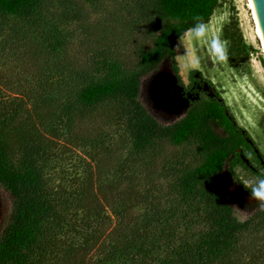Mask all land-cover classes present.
<instances>
[{"label":"trees","instance_id":"obj_1","mask_svg":"<svg viewBox=\"0 0 264 264\" xmlns=\"http://www.w3.org/2000/svg\"><path fill=\"white\" fill-rule=\"evenodd\" d=\"M136 1L142 3L145 16L160 26L155 46L142 52L144 66L136 73L102 81L87 71H62V76L72 80L51 83L59 91L57 96L50 93L41 105L34 103L33 107L38 109L47 100L57 103L59 112L51 116H57L58 123L66 129H75L78 115L86 114L84 107L106 98L119 100L124 104V124L139 150L158 139L182 144L201 137V147L206 152L203 162L193 167L185 160H176L170 185L182 206L180 213L188 221L191 218V225L204 223L206 229L194 236H181L183 222L175 224L159 208L143 216L135 215L134 206L153 197L152 192L128 186L112 200L114 197L104 193L95 174L72 189L52 190L43 165L48 156L46 137L42 127L32 120L19 125V110L25 108L27 100L21 99L23 105L19 104V83L6 71L0 76V186L6 191L8 210L0 229V264H250L239 252L240 236L254 217L264 214V208L258 204L243 219L224 185V172L229 171L246 188L236 174L237 167L254 175L264 174L261 161L258 160L259 168L251 166L253 160L249 163L243 157L246 149L254 152L248 136L237 132L240 127L220 96L201 97L199 105L170 119L155 113L143 97L145 78L159 71L165 61L179 85L184 86L175 44L193 27L195 17L208 23L222 0ZM38 7L39 0H0V11L7 15L31 17ZM13 34L19 36V31L13 29ZM223 37L229 42L231 62L250 59L253 47L245 41L238 17L231 16L224 25ZM260 60L264 64V57ZM117 66L112 64L113 68ZM196 74L201 75V71L193 69L190 73L191 86L198 80ZM46 112L51 114L50 109ZM56 128L60 127H53ZM114 183L117 182L111 186ZM107 207L119 218L112 229L107 226ZM69 226L77 228L78 240L62 239Z\"/></svg>","mask_w":264,"mask_h":264},{"label":"rangeland","instance_id":"obj_2","mask_svg":"<svg viewBox=\"0 0 264 264\" xmlns=\"http://www.w3.org/2000/svg\"><path fill=\"white\" fill-rule=\"evenodd\" d=\"M143 9L136 0H39V7L31 17L0 11V76L10 71L9 77L19 83V104L23 105L21 99L27 100L25 108L19 110V125L32 120L42 127L48 150L44 173L52 190L72 189L92 174L98 176L102 190L114 197L112 200L128 186L139 192L150 190L153 197L135 205L133 213L143 216L144 212L152 213L159 208L175 224L183 222L181 236H194L206 229V224L191 225V218L188 221L180 213L182 206L170 183L174 181L172 164L176 160H185L193 167L203 162L206 152L202 150L201 137L182 144H174L168 138L158 139L139 150L124 124V104L119 100L106 98L84 107L86 114L78 115L75 129L72 126L66 129L63 123H58L57 116H51L59 112L57 103L47 100L46 105L33 107L34 103L41 105V100L48 99L50 93L57 96L59 91L51 83L72 80L62 76V71H87L100 81L139 71L144 66L142 52L155 46L160 31V26L146 17ZM233 15L238 17L245 41L253 47L247 62H231L228 51L227 59L220 61L210 55L205 44L188 37L179 45L178 39L174 48L184 86L178 84L165 61L159 71L145 78L143 97L155 113L170 119L199 105L201 97L220 96L240 127L237 132L248 136L254 149V152L246 149L244 159L249 163L253 160L251 166L261 168L258 160L264 164V64L246 1L222 0L206 24L212 35L227 41L228 50L223 27ZM13 29L19 31V36L13 34ZM197 59L199 64L194 68L192 62ZM112 64L118 66L113 68ZM193 69L201 71V75H195L198 80L191 86ZM54 126L60 127L59 130H54ZM236 174L245 183L258 178L242 167L236 168ZM113 182L117 183L111 186ZM224 185L228 197L237 204L240 217H249L259 203L229 171L224 172ZM4 190L0 186V229L8 210ZM105 213L109 215L107 226L112 229L119 218L109 207ZM76 230L67 227L62 239L64 236L67 241L78 240ZM238 247L246 263L264 264V214L254 217L251 226L241 234Z\"/></svg>","mask_w":264,"mask_h":264},{"label":"clouds","instance_id":"obj_3","mask_svg":"<svg viewBox=\"0 0 264 264\" xmlns=\"http://www.w3.org/2000/svg\"><path fill=\"white\" fill-rule=\"evenodd\" d=\"M193 27L189 28L183 35L179 36V45L190 37L191 39L205 44L211 56L223 61L227 59V41L221 40L219 36L212 35L206 23L200 17H195ZM178 45V46H179ZM198 59L192 62V67H198ZM250 191L251 197L264 208V174H260L254 181L244 184Z\"/></svg>","mask_w":264,"mask_h":264},{"label":"water","instance_id":"obj_4","mask_svg":"<svg viewBox=\"0 0 264 264\" xmlns=\"http://www.w3.org/2000/svg\"><path fill=\"white\" fill-rule=\"evenodd\" d=\"M260 42L264 57V0H245Z\"/></svg>","mask_w":264,"mask_h":264},{"label":"flooded vegetation","instance_id":"obj_5","mask_svg":"<svg viewBox=\"0 0 264 264\" xmlns=\"http://www.w3.org/2000/svg\"><path fill=\"white\" fill-rule=\"evenodd\" d=\"M176 77V76H175ZM178 82V81H177ZM179 84V83H178Z\"/></svg>","mask_w":264,"mask_h":264}]
</instances>
